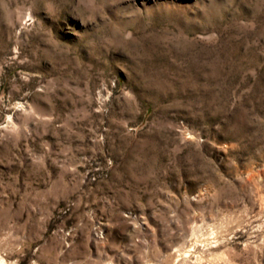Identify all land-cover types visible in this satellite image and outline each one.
Returning <instances> with one entry per match:
<instances>
[{
  "label": "rangeland",
  "instance_id": "obj_1",
  "mask_svg": "<svg viewBox=\"0 0 264 264\" xmlns=\"http://www.w3.org/2000/svg\"><path fill=\"white\" fill-rule=\"evenodd\" d=\"M0 260L264 264V0H0Z\"/></svg>",
  "mask_w": 264,
  "mask_h": 264
},
{
  "label": "bare ground",
  "instance_id": "obj_2",
  "mask_svg": "<svg viewBox=\"0 0 264 264\" xmlns=\"http://www.w3.org/2000/svg\"><path fill=\"white\" fill-rule=\"evenodd\" d=\"M0 264H5V262H4V261H2V260H0Z\"/></svg>",
  "mask_w": 264,
  "mask_h": 264
}]
</instances>
